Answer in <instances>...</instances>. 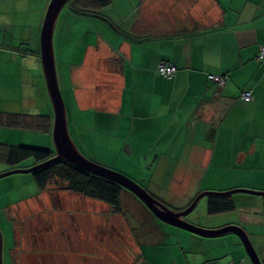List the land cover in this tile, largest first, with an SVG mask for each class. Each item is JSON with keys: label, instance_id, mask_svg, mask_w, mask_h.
<instances>
[{"label": "crops", "instance_id": "1", "mask_svg": "<svg viewBox=\"0 0 264 264\" xmlns=\"http://www.w3.org/2000/svg\"><path fill=\"white\" fill-rule=\"evenodd\" d=\"M49 2L0 0L1 144L49 143L50 134L33 126L42 121L37 116L50 115L40 58ZM142 5L124 15L120 31L114 20L107 19L111 26L104 27L90 20L94 17L73 13V22L80 19L86 28L82 33L75 29L74 35L80 37L71 51L63 37L68 32L60 33L57 71L72 137L85 145L83 136L89 135L101 152L134 161L152 196L166 206L182 201L179 211L202 192L235 188L264 192V64L258 60L264 48V0H144ZM95 16L102 21L99 14ZM161 62L177 67L173 79L160 75ZM212 76L225 78L224 85ZM245 92L252 94L250 103L242 98ZM42 97L44 101L39 100ZM18 120L26 126L18 127ZM53 191V186L47 187L46 202L61 210L76 208V234L87 235L88 239L76 235L74 246H80L76 253L89 254L94 246L98 250L107 238L97 244L95 228L114 221L119 231L128 233L124 246L144 241L151 247L148 254L136 250L130 264H236V260L252 264L235 234L204 238L174 226L143 234L139 227L153 216L131 193L122 195L124 215H114L111 208L108 215L105 206L94 200L87 205L85 197L78 202V195ZM230 198L235 210L209 215L206 200V213L188 222L209 230L240 226L264 252V197ZM90 205L107 213L105 223L95 218V212L86 216L81 211ZM211 219H216L213 225L205 224ZM52 224L53 233L47 236L67 225L63 219ZM199 252L203 259H198ZM41 257L48 264L58 259L48 253ZM74 257L70 264L91 263ZM121 257L125 261L124 251Z\"/></svg>", "mask_w": 264, "mask_h": 264}, {"label": "rangeland", "instance_id": "2", "mask_svg": "<svg viewBox=\"0 0 264 264\" xmlns=\"http://www.w3.org/2000/svg\"><path fill=\"white\" fill-rule=\"evenodd\" d=\"M143 1L144 0H111V3L108 7L95 6L92 9L94 11H97V13L101 16L100 18H102L103 22L100 21L101 19L98 20L96 17L91 18L90 20L92 22H98L104 27L108 25H109L108 27L111 26L106 21L107 19L108 20L110 19L111 21L114 20L115 25L119 27L117 29L118 30L122 29L124 15L127 13H131V11L135 9H141L143 7L142 5ZM74 2L75 0H71L67 4V6L63 9L59 17L58 24H57L56 31H55V36H54L55 50L57 51H58V43L60 42V33L68 32V34H64L63 37H66L64 41H66V44H68L67 46L69 47L68 51H71V44L72 45L75 44L74 42L77 41L80 37V35H74L75 29H77V31L81 33L85 31L86 23L85 24L81 23L79 21L80 19H76V21L73 22V19L75 18V16L73 14V11L70 9V7L74 5ZM72 14L74 17H72ZM64 21H65V24L63 23ZM90 32L91 34L93 33L92 30ZM64 78L65 76L62 79L63 81H64ZM45 88H46V95H47V98L50 104L49 112H50V115L54 119V112H53V108H52V105H51V102H50V99L47 93L46 85H45ZM62 88L64 89L63 84H62ZM63 93H64V90H63ZM65 99L67 100L66 96H65ZM39 100L44 101L45 98L42 97L41 99L39 98ZM70 133L72 136L73 130ZM74 134H77L76 130L74 131ZM88 136L86 134H84L83 136L82 140L85 141L86 143L85 145L79 144L78 142H76L78 141V139L72 137L78 149L87 159L101 166H104L112 170H115L117 172H120L126 175L127 177L131 178L132 180L138 182L140 185H143V181H144L143 175H140L137 172V169H136L137 165L134 161L132 162L127 161L125 160V157L123 155H119L113 152H110V153L101 152L102 150L95 148L93 139H90ZM27 143L30 144L29 141ZM35 143H38V142L34 141V144L32 145L30 144V145L34 148L37 147L39 149L43 148V149H47L50 151L51 150L55 151L52 132L49 135V143L47 144L44 143V140L42 144H35ZM89 147L91 148L92 152L89 150ZM33 164H34V160H31V159L27 161H23L16 166L17 167L16 169H28V168L33 167L34 166ZM16 169H11V170H16ZM11 170H10V166L6 165L5 163L0 164V174L11 171ZM144 185L143 187L151 195H153ZM52 186L54 188L53 192L62 191L60 189V186L58 185H56L55 187L54 185ZM235 189H241V188H235ZM250 191H253V190H250ZM236 195H245V194L239 193ZM133 196L137 200H139L134 194ZM45 197H46V190L41 191L38 188L36 182L34 181V177L32 173L15 174V175H11V176L0 179V231L3 236V262L4 264H48V262L46 261V258L41 257V253H48V255L57 257L58 258L57 260L59 262L54 258L55 260L54 262H56V264H70L72 260H75L74 256L76 255L78 257H83L84 260L88 259L87 261L91 262L90 264L92 263L93 264H127L126 261L130 264L131 256L135 255L136 250H138L141 255L144 253L148 254V252H150L151 247L148 244H146L144 241H142L140 245L142 244V247H144L145 250L139 244H137V242H134V241H131L129 246H124L128 244L127 242L128 233L125 235V231L124 232L122 230L119 231V227H120L119 223L111 221L110 222L111 224L106 225V227L102 226L97 229L95 228V236L97 237L96 238L97 244L99 243L101 238L106 237L108 241L104 239V241L100 243V248L96 250L94 246L91 251L89 250V254L88 252H86L85 254H82L79 252L76 253L75 250L79 249L80 247V246H74V244L76 243L74 242V239L77 240L78 238V236L76 235H79V233L82 234L83 239H85L87 236L85 233L79 232V231H78V234H76V231H75L76 228H75L74 221L78 220L77 219L78 216L76 214L78 211H73V210H77V209L72 208L71 210L70 208H67V209L61 210L59 208L52 207L46 202ZM79 198L80 196L77 199L78 202L81 200H84L83 198H80V199ZM52 200L54 201L53 202L54 206H57L56 202L58 201V197L54 196ZM88 200L92 203L93 202L92 200L94 199L86 198L87 205L90 204ZM206 200H207V197L202 198L200 202L198 203V205L196 206V208L194 209V211L190 213L188 216H186L185 219L187 221H190L193 216L204 215L206 213ZM94 202L95 203L98 202L102 204L103 207L105 206L103 209L106 208L108 210V215L110 214L111 210L108 205H106L103 202L97 201V200H94ZM140 202L146 207V205L142 201ZM179 202L182 203V201L180 200H176V201L174 200L173 202L170 203L171 206L169 205L166 207L173 211H179V208H177L179 207L178 206ZM14 204L16 205L14 206ZM90 206L91 207L87 206V208L82 209L81 211L85 212L86 216L92 215L95 212L96 213L94 214L95 218L98 217L99 222L104 221L103 223H105L106 220L108 219L107 213H105V211L95 209V207L93 208V205H90ZM187 208H184V210ZM149 212L152 214L153 219L147 224H143L142 226L139 227V229L143 231V234L148 233L151 235V232L153 231V229H157L159 227L162 231H164V229L173 228L171 225L158 219L150 210ZM127 217L129 216L127 215ZM120 218H121L120 216L115 217V221L119 222L118 220H120ZM59 219L61 220L63 219V222L67 224L66 227L63 226L64 229H62L61 232H58V231L55 232L54 233L55 235L52 234L51 236L50 235L47 236L48 234L53 233L51 230L53 229L52 223L56 222ZM211 220L213 221H209V223L207 222L205 224L213 225L216 219L215 220L211 219ZM85 222L88 223L87 221ZM130 227H133V226L130 224ZM44 231H46L45 234H44ZM121 232L124 234H122ZM41 238L43 239L44 247L45 246L47 247L45 249H43L42 240H40ZM89 238H91L92 241H95V237L92 234L90 235V233H89ZM168 239L170 238L167 237V240ZM213 241H209V242H213ZM251 241L260 259L262 260V263L264 264V252L258 246L260 242L253 240V239H251ZM133 246H134V249H133ZM198 250L196 251L198 252ZM241 250L245 252V254L247 253L243 246L241 247ZM123 251H124L125 261L121 259L122 258L121 252ZM104 252L107 253V256L109 257V259H105ZM200 252H202L201 249H200ZM27 255H29L28 258H27ZM189 256L192 259H194L193 254H189ZM198 259L199 260L203 259L202 253H200ZM248 260L250 261L249 257H248ZM236 261H237L236 264H240L239 260H236ZM51 263L53 262L51 261Z\"/></svg>", "mask_w": 264, "mask_h": 264}, {"label": "water", "instance_id": "3", "mask_svg": "<svg viewBox=\"0 0 264 264\" xmlns=\"http://www.w3.org/2000/svg\"><path fill=\"white\" fill-rule=\"evenodd\" d=\"M70 1L71 0L50 1L43 22L40 39V58L42 70L46 82L48 96L54 112L52 137L56 155L47 162L38 164L31 168L16 169L2 173L0 174V179L15 174H30L54 162L64 161L92 175L117 183L121 187L133 193L158 219L171 226L204 238H218L228 234H235L241 240L252 264H263L250 239V236L242 227L230 225L220 229L209 230L191 224L185 219V217L194 211L199 201L204 197H228L238 193L264 197V192L250 191L245 189H235L228 192H203L199 194V196H197L190 206L184 211H173L153 197L138 182L132 180L120 172L90 161L78 149L70 134L68 111L60 87L54 45V36L59 17L63 9ZM0 264H4L3 236L1 231Z\"/></svg>", "mask_w": 264, "mask_h": 264}, {"label": "trees", "instance_id": "4", "mask_svg": "<svg viewBox=\"0 0 264 264\" xmlns=\"http://www.w3.org/2000/svg\"><path fill=\"white\" fill-rule=\"evenodd\" d=\"M110 3L111 0H75L74 5L70 7V9L76 15L98 17L95 16L98 15L97 11L92 9L95 6L108 7ZM263 49L264 48L261 49L258 55V60L262 64H264V59H260V56ZM161 64L174 66L176 68V72L171 78L164 76L160 72L159 66ZM177 71V67L170 63L161 62L158 65V72L162 77L168 80L173 79ZM223 79L225 80V78ZM214 82L217 83L216 81ZM218 85L223 86L224 84L220 85L218 83ZM37 117L40 121H42L34 123V129L42 130L51 134L53 128V117L50 115ZM17 124L18 127L26 126L24 121L21 122L18 120ZM55 155V151H50L43 148L39 149L37 147L34 148L29 146H13L0 143V164L5 163L6 165L10 166V170L16 169L18 164L30 159L34 160L33 165L36 166L38 164L47 162ZM32 175L34 177V181L41 191L46 190L48 186L51 187L52 185H58L62 191H67L81 197L90 198L105 203L113 210L114 215H124L121 203L122 195L124 192H130L115 182L92 175L64 161H57L47 165L33 172ZM141 186L143 187V185ZM207 200L209 215L230 212L236 209V206L231 200L230 196H210Z\"/></svg>", "mask_w": 264, "mask_h": 264}, {"label": "built area", "instance_id": "5", "mask_svg": "<svg viewBox=\"0 0 264 264\" xmlns=\"http://www.w3.org/2000/svg\"><path fill=\"white\" fill-rule=\"evenodd\" d=\"M260 59H264V49L262 50ZM159 69H160V72L164 76H166L168 78H171L174 75V73L176 72V68L174 66H167L166 64H161L159 66ZM211 79L214 80V81H216L220 85H223L224 84V79L223 78H219V77L212 76ZM242 97H243L244 101L247 102V103H249V102L252 101V94H251V92H245Z\"/></svg>", "mask_w": 264, "mask_h": 264}]
</instances>
